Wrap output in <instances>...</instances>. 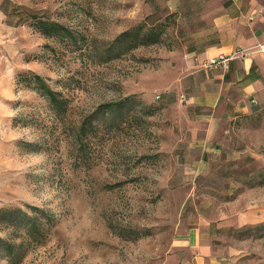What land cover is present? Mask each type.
Wrapping results in <instances>:
<instances>
[{
  "label": "rangeland",
  "instance_id": "374dc122",
  "mask_svg": "<svg viewBox=\"0 0 264 264\" xmlns=\"http://www.w3.org/2000/svg\"><path fill=\"white\" fill-rule=\"evenodd\" d=\"M40 18L72 35L46 36ZM139 24L157 27L158 41L110 49ZM182 24L169 0H0V209L44 226L18 264H264V222L201 228L204 263L173 245L199 215L238 208L226 201L242 190L247 205L264 202V112L237 120L240 152L218 169L194 179L183 167L177 143L191 123L163 103L178 90ZM35 75L61 92L63 111ZM14 228L0 221V236Z\"/></svg>",
  "mask_w": 264,
  "mask_h": 264
},
{
  "label": "crops",
  "instance_id": "0c3cea01",
  "mask_svg": "<svg viewBox=\"0 0 264 264\" xmlns=\"http://www.w3.org/2000/svg\"><path fill=\"white\" fill-rule=\"evenodd\" d=\"M169 8L183 16L187 31L181 39L180 75L174 80L178 90L168 91L163 103L181 105L191 123L189 136L179 138L177 144L182 146L180 153H187L179 155L186 173L195 179L218 169L223 164L220 159L240 152L231 132L239 118L264 112V53L257 51L264 44V0H169ZM241 49L253 52L234 58L227 69L202 65L209 56ZM247 198V189L242 190L226 201L240 204L233 211L219 206L209 220L199 215V221L191 223L173 245L195 252L192 261L204 263L208 246L201 228H243L264 222V202L247 205Z\"/></svg>",
  "mask_w": 264,
  "mask_h": 264
},
{
  "label": "trees",
  "instance_id": "16d2710c",
  "mask_svg": "<svg viewBox=\"0 0 264 264\" xmlns=\"http://www.w3.org/2000/svg\"><path fill=\"white\" fill-rule=\"evenodd\" d=\"M40 19L37 27L46 36L72 35L71 30L61 22L50 18ZM182 25L183 27L179 33L181 37L183 36L182 34L187 31L186 26L184 24ZM156 28L157 27L147 28L141 24L133 26L123 31L114 41H112L110 49H124L125 47V51H129L140 45L157 42L159 35L154 32ZM34 80L41 92L48 96L50 105L60 112L63 111L67 105V100L62 96L61 92L54 90L40 75H35ZM133 99L134 96H127L125 101H131ZM113 105L114 104L106 105L105 110L112 111L114 108ZM82 127L84 126L82 125ZM0 213H3V215L0 214L1 217H6L0 221L8 223L12 222L16 226V228H14V230H16V235L14 237L6 238L0 236V258L8 260L13 264H18L27 253V250L25 249V240L30 241L29 243L43 242L41 240L44 235L43 223L41 222L40 217L35 216L22 208H2L0 209ZM25 234L28 235L27 239ZM21 236H25V238L18 241L17 238Z\"/></svg>",
  "mask_w": 264,
  "mask_h": 264
},
{
  "label": "built area",
  "instance_id": "2783aa9c",
  "mask_svg": "<svg viewBox=\"0 0 264 264\" xmlns=\"http://www.w3.org/2000/svg\"><path fill=\"white\" fill-rule=\"evenodd\" d=\"M5 42L4 40V35L0 32V46L3 45ZM257 51H260L264 53V44H259L257 46ZM253 51L251 50H244L241 49L238 52L231 54V55H226L224 53H220L218 55H213L207 57L203 61V67L206 69H227L230 66L231 61L236 58V57H244L246 55L251 54ZM1 76V73H0ZM160 95H158L159 97Z\"/></svg>",
  "mask_w": 264,
  "mask_h": 264
}]
</instances>
